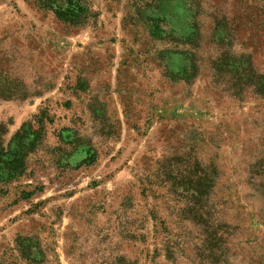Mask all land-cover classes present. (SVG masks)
Here are the masks:
<instances>
[{"label":"rangeland","instance_id":"1","mask_svg":"<svg viewBox=\"0 0 264 264\" xmlns=\"http://www.w3.org/2000/svg\"><path fill=\"white\" fill-rule=\"evenodd\" d=\"M1 152L0 264H264V0H0Z\"/></svg>","mask_w":264,"mask_h":264},{"label":"trees","instance_id":"2","mask_svg":"<svg viewBox=\"0 0 264 264\" xmlns=\"http://www.w3.org/2000/svg\"><path fill=\"white\" fill-rule=\"evenodd\" d=\"M21 143L19 142V146ZM21 155L15 154H4L1 152L0 154V169L2 173H5L8 177H13L18 173L17 165H19Z\"/></svg>","mask_w":264,"mask_h":264}]
</instances>
